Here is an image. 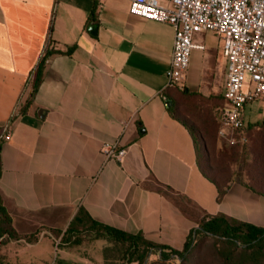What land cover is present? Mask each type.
<instances>
[{
    "label": "crops",
    "instance_id": "crops-1",
    "mask_svg": "<svg viewBox=\"0 0 264 264\" xmlns=\"http://www.w3.org/2000/svg\"><path fill=\"white\" fill-rule=\"evenodd\" d=\"M174 39L172 26L131 14L127 0H0V129L9 128L0 194L15 225L23 214L67 210L72 221L84 210L99 224L182 251L200 219L181 198L201 219L264 227V197L237 181L219 200L193 135L166 105L182 88L223 94V42L196 35L206 49L193 52L183 83L168 88ZM72 47L47 58L23 113L42 59ZM106 143L127 151L123 162L105 157Z\"/></svg>",
    "mask_w": 264,
    "mask_h": 264
},
{
    "label": "trees",
    "instance_id": "trees-1",
    "mask_svg": "<svg viewBox=\"0 0 264 264\" xmlns=\"http://www.w3.org/2000/svg\"><path fill=\"white\" fill-rule=\"evenodd\" d=\"M90 21H95L94 10L91 14ZM74 50L75 48L72 47L68 48L65 52L53 51L46 54L32 75V93L29 101L23 107V113L32 102L34 94L43 82L47 58L52 53L69 55ZM169 97L174 101L169 111L193 135L197 146L199 167L203 175L217 186L219 200L227 193L231 185L237 181L241 182L254 193L264 197V122L253 125L249 124L248 129L245 131L247 142L244 144H236L232 148L231 153L233 159L230 165L235 163L234 165H237L239 168L240 154H245L243 167L239 171L237 168L238 172L235 173V169H232L229 165L227 166L228 163L226 164L219 160H216L217 162L215 163L211 150L206 146L201 149L199 145V139L204 137L203 129L207 133L215 135L220 128V120L213 118L212 110L218 108L220 103L217 104V102H220L221 98L224 105L223 96L211 95L205 97L200 93H191L186 88H182L175 98H172L170 94ZM183 109H190L191 112H196L192 113L196 121L190 122L180 115ZM5 140L6 133L3 129H0V178L2 176L1 144ZM248 143L247 151L246 148L242 150V147ZM246 155L249 156V159L246 158ZM214 159L216 158L214 157ZM77 234H83L84 237H79ZM199 234L204 238H224L227 243H231L237 249L241 246L242 249L240 251L244 263L252 264L262 259L264 260V227H256L225 215L205 216V219L200 222L199 229L194 230L189 235L184 249L179 251L168 246L155 244L149 241L143 234L131 235L115 228L99 224L91 219L87 212L80 210L66 232L64 244L71 243V245H78L79 240L72 242L73 238L77 237V239L89 237L93 241L103 242L105 245L102 248V264H169L174 256H177L180 264H192L189 261V257H197L195 253L197 254L199 246ZM27 238V236L20 235L15 230L13 219L5 208L0 194V239L20 241ZM38 242V239H33L29 241V244H36ZM156 253L158 255V261L151 263L150 259ZM231 256L227 255L225 257V264L230 262ZM64 263L66 264V262L60 261L57 264ZM0 264H10L1 253Z\"/></svg>",
    "mask_w": 264,
    "mask_h": 264
},
{
    "label": "built area",
    "instance_id": "built-area-1",
    "mask_svg": "<svg viewBox=\"0 0 264 264\" xmlns=\"http://www.w3.org/2000/svg\"><path fill=\"white\" fill-rule=\"evenodd\" d=\"M127 1L131 14L175 30L168 88L183 83L193 52L206 49L195 42L196 35L210 32L223 42L227 78L218 134L230 146L246 143V108L255 102L264 106V0ZM102 152L119 163L127 154L118 143L104 144Z\"/></svg>",
    "mask_w": 264,
    "mask_h": 264
},
{
    "label": "rangeland",
    "instance_id": "rangeland-1",
    "mask_svg": "<svg viewBox=\"0 0 264 264\" xmlns=\"http://www.w3.org/2000/svg\"><path fill=\"white\" fill-rule=\"evenodd\" d=\"M219 103L220 105L218 108L212 110L214 119H219L220 109L223 105L222 98L220 102H217V104ZM192 113L196 112H191L190 109H183L181 110L180 115L190 122H194L196 120ZM245 116L248 129L249 123H256L253 121L262 120L264 116L263 104L261 102H255L252 105H249L246 108ZM203 132L204 137L199 139L200 148L203 149L205 146L209 148L215 163L217 162L216 160L223 161L226 164L228 163L227 166H231L232 169H235V173H237L241 167H243L245 154H240L241 159L238 164L240 165L239 168L237 165H234L235 163L230 165L231 160L233 159L231 151L234 146H230L228 143L220 140L218 134L219 130L215 135L207 133L204 129ZM248 146L249 143L243 146L242 150L243 148H246L247 151ZM214 157L216 159H214ZM246 158L249 159V156L246 155ZM177 202L183 207L186 213L196 219H200L199 225L200 222L205 219V217L201 219L200 214L192 209V207H190V205H188L183 199L177 198ZM20 217L16 222L19 230L16 228L14 222L13 226L20 235L27 236L28 238L20 241H7V239H0V253L10 264H57L60 261H64L66 264H99L98 260L102 259V247L105 245L103 242L93 241L89 237L80 239H77V237L73 238L72 242L79 240L78 245H71V243L64 244L66 232L74 220L71 221L72 215L69 211L59 210L49 212V214H23ZM198 229L199 228L196 230ZM77 235L79 237H84L83 234ZM33 239H38L39 243L30 247L31 244H29V241ZM198 240L199 246L197 254L195 253V256L197 257H189V261L192 262V264H225V257L227 255H232L228 264H249L244 263L243 261L240 251L242 247L240 246V248L237 249L231 243H227L224 238H204L199 234ZM150 260L151 263L157 262V253L154 254ZM169 264H180L177 256H174ZM252 264H264V260L262 259L261 261Z\"/></svg>",
    "mask_w": 264,
    "mask_h": 264
},
{
    "label": "water",
    "instance_id": "water-1",
    "mask_svg": "<svg viewBox=\"0 0 264 264\" xmlns=\"http://www.w3.org/2000/svg\"><path fill=\"white\" fill-rule=\"evenodd\" d=\"M98 24H92L89 28V32L91 35L93 36H96L97 35V32H98ZM166 105L168 108L172 107L173 106V101L171 99H169L167 102H166Z\"/></svg>",
    "mask_w": 264,
    "mask_h": 264
}]
</instances>
